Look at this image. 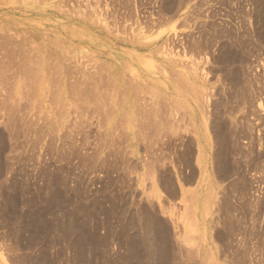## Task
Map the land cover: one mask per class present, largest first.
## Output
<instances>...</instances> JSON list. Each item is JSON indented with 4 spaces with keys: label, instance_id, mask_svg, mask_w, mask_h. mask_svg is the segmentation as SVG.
<instances>
[{
    "label": "rangeland",
    "instance_id": "374dc122",
    "mask_svg": "<svg viewBox=\"0 0 264 264\" xmlns=\"http://www.w3.org/2000/svg\"><path fill=\"white\" fill-rule=\"evenodd\" d=\"M253 1L0 0V27L11 38V55L17 50L14 62L29 66H23L24 71L10 61L12 83L6 87L9 98L5 100L16 115L23 109L28 122L36 120L31 127L18 124L15 129L11 124L13 130L4 131L10 116L7 109L0 110V132L7 146L0 178L5 179L0 183V264H33L32 257L47 245L41 238L29 250L20 247L12 236L19 230L18 222L2 210L3 191L17 196L18 208L31 222L49 207L44 202L47 183L41 174L47 162L54 166L60 189H82L90 200L101 199L95 191L111 177L108 195L117 194L119 207L127 205L130 210L131 192L146 196L152 188V175L147 173L151 161L158 176L181 181L190 177L185 180L189 191L197 188L198 177L205 172L198 189L204 198L213 187L215 208L226 209L222 187L233 191L243 214L236 213L240 220L235 219L233 239L227 240L232 248L227 262L264 264V20ZM39 56L45 58V70L51 73L46 70L49 76L43 91L25 85L34 81L36 73L39 76ZM45 62L52 63L50 68ZM52 66L61 69L59 77L52 74ZM18 79L24 84L21 89L13 84ZM190 115L202 133L201 153ZM152 118L159 130L154 137L146 131ZM215 128H223L228 137L233 173L227 180L218 177L214 165L211 133ZM37 194L40 198L31 207L28 199ZM160 195L152 197L153 202L164 200L168 216L176 219L187 237V243H182L192 254L183 257V264H199L205 256L206 251L198 250L200 230L206 232L223 263L215 241L216 231H228L223 215L208 214V207L196 197L186 204L180 199L174 202L165 192ZM131 197L136 196L132 193ZM69 199L73 207L74 197ZM52 214L50 218L46 214L49 223L57 211ZM23 234L20 241L24 244L29 233ZM104 250V264H116L118 243L112 241Z\"/></svg>",
    "mask_w": 264,
    "mask_h": 264
},
{
    "label": "bare ground",
    "instance_id": "6f19581e",
    "mask_svg": "<svg viewBox=\"0 0 264 264\" xmlns=\"http://www.w3.org/2000/svg\"><path fill=\"white\" fill-rule=\"evenodd\" d=\"M254 1L259 6L258 10L262 11L261 14L263 13L262 18L264 20V0ZM7 32L5 28L0 27V92L5 90V92L7 93L3 95V92L0 93V102H2V104L0 103V110L7 109L10 116L7 120V123H4L3 125L4 131L13 130L11 128V124H14L15 129L18 124H22L24 126L28 125L29 127L33 126V124H36V120H31L28 122V113H24L25 111H22L23 109H18L21 110V112L19 111V113H22V116L20 115V117L17 118L19 114L18 111V114L16 115V112H13L15 108L11 107V103L7 105L9 102L6 103L5 100L7 99L8 101L9 98V91L7 92L6 87L10 83H12L10 82V78H12V76H9L8 74L9 68L13 66L10 65V61H15L16 57L13 55L17 53V50H15L16 52L14 51L15 53L11 55V51L13 50L11 47L12 42ZM42 52L44 54L43 50ZM12 56L15 57L14 60L13 58H11ZM42 58L40 60L38 58L37 62L39 76L36 73L37 77L34 79V81H29V84H25L26 87L31 86L32 88H35V90L37 88H40L43 91L42 86H44V83L48 78L50 72L48 71L49 69H46L49 73L45 70L46 66L45 64H43V60L45 58ZM16 62L14 63L16 64ZM17 64L19 65V67L22 65L20 64V62H17ZM47 64L48 63H46V65ZM50 65H47L49 66L48 68H50ZM23 66H27L25 62ZM23 66H21V68ZM19 67H16L18 73V70L20 69ZM26 68L23 67V70L26 71ZM53 68L54 67L52 66L51 69ZM58 69H56L55 67V69L52 70V74L56 73L54 75H58L59 70L61 72V69ZM55 70L57 71L55 72ZM23 73L25 74L26 72L22 71V74ZM16 74H14V79L16 78ZM34 74L35 73H33L29 77H32ZM54 75H50L51 79H53V77L56 78V76ZM60 75H58L57 77H59ZM38 77L39 80H37ZM21 79L23 80V77H21ZM21 79H18V83H13L18 84L17 87L19 89H21L24 85V80L22 81ZM182 79L180 80V82H178L179 84L177 85L180 86ZM38 84H40V86H38ZM183 85L187 87L186 83H184ZM184 86L183 88L185 90L186 88ZM193 93H195L194 90ZM1 97L4 98L1 99ZM3 103L6 106H2ZM7 106H10L8 107L9 109L7 108ZM185 116L186 115H184V117ZM189 117L194 123L193 126L197 129L198 134L196 133V131L195 133L197 134L199 139L196 137V146L198 152L201 153L202 151H204V144L200 138V135H202V133L198 128L199 123L195 122L194 115H190ZM146 121L149 122V118H147ZM0 128H2L1 124ZM15 129L14 131L17 132V130ZM170 129L171 128H169V130ZM157 130V120H153V122L147 125L146 131L149 133L148 136L154 137V135L158 133ZM202 132H204L203 128ZM211 134L214 137V139L212 138L214 148L216 147L213 155L216 173L218 174V177L221 178V180L225 178V180L230 179L232 177L231 175L233 173V167L232 165L229 167L230 162L228 158L231 159V156L229 155V145L226 141V139L228 140V137L225 135V130H223V128H215V131ZM4 140L5 138L3 136V132H0V178L2 177V159H4L3 157L7 151V146ZM210 142L211 141L209 139L208 143L210 144ZM203 155L205 156V154ZM204 158L205 157H203V159ZM202 160L200 161L202 162ZM46 164L47 165L42 167L44 169L41 168L42 177L47 183L46 187L48 188V192L44 195V202L49 205L48 209L50 208L51 210L45 209L39 211L34 215L32 221L30 222L29 220L28 222L26 221L27 216L18 208L19 206L17 204V198H14L17 196L12 194L11 191L8 193L6 191H3L1 193V195L4 197V204L2 207L3 213L7 216V218L13 215V217H15L18 222L17 227L19 228V230L18 232H13L12 236L17 240L20 247H22V249L29 250L33 246V244H36L41 238L46 240L47 245H45V247H41L39 255L36 258L32 257L33 260L31 259V261L33 264H62V262H64V264H104V261H106L105 259L107 258L106 253H104V248L108 247L110 245V242L112 241L118 243L119 250H117L118 253L115 259L116 264H176L177 262H179L178 264H183L185 262L183 260V257L185 256L187 258L192 254V252L188 251L183 246L182 242L187 243V237H184V234H182L183 228L179 227V223L175 221L176 219L168 216L170 215L169 206H167L162 199L154 200L153 202L152 197H155V199L159 198L161 196V192H165L167 197L171 198V200H173L174 202L177 199H180V202H185L186 204L192 203L196 197L197 200L200 201L202 206L206 205L208 207V214L214 215L215 213L216 215H223L222 217L225 221V225L227 226L228 231L215 232V241L219 242L220 244V260H222L223 263H219V259L214 252V249L210 246V240L207 238L206 232H201L200 230L201 236H199L198 239V244H200L198 250L199 253L202 251L206 252L204 253L205 256L199 259V264H230L229 262H227L226 258L231 255L232 248L229 241L227 240H229V238L233 239V232L237 228L235 219L240 220V218L237 217L236 213L243 214V208L242 205L235 204V201L233 199L234 192L232 191L231 193V190L228 189V187H222L221 189L223 190V195L225 194L224 203L226 205V209L219 206L218 208H215V205L217 206L218 201L215 203L212 200L214 198V195L212 193L213 187L210 192L206 193L207 196L205 194L203 198L198 187L201 184V177L204 180L206 179L203 176L205 175V172H202L198 177V180L196 182L197 188H195L197 190L193 189L189 191L187 190L188 185H185V180L188 181L190 177L187 179L183 178V180L181 181L179 177L177 179H173L170 176H158L156 173L155 161H151L147 163V173L152 175L151 182L153 189L151 188L149 190L150 192H148V195H146L148 196V199L145 196L146 193L138 194L137 192H131V194L134 193L136 197H131L130 194L129 197L131 199V205L133 206V208L129 210L127 205L119 207V204H117L116 202V200L118 199L117 194L114 197L108 195L107 188L111 185V177H107L108 182H104L102 188L95 191V193H98L100 195L101 199L94 198L90 200L88 192L83 191L82 189L75 188L74 190H72L73 192H68L67 189H60V187L57 186L54 180V166H51L52 164L47 162ZM5 166L6 172H8L7 168L9 167L7 165ZM100 174L103 173L101 172ZM142 177L143 179L140 180L143 183L145 182L146 175ZM130 179H132V177H130ZM0 183H5V179H0ZM67 186L65 188H67ZM234 188L237 187H233V189ZM152 193L154 194V196ZM39 195L40 194H37L36 196L28 199V202L32 201L30 203L31 207L35 206L37 200L40 198ZM71 195L72 197H74L73 207H71L70 205L69 197ZM166 202L168 203V205L170 204L168 201ZM221 208L225 210H221ZM54 209L57 211V216L54 217V221L52 223H49L46 218V214L50 218L53 215L52 212ZM202 210L203 209L201 208L199 209L200 213L202 212ZM115 221L117 222V225L114 224ZM205 223L206 220L205 218H203L201 226L202 229L204 228ZM214 225L215 224L212 222V230H214ZM23 232L29 233L28 237L25 238L24 244L20 241V239L24 236ZM52 236L56 237L54 238ZM200 240H202L203 245H201L202 243L200 242ZM54 245L60 247L54 250H50V247ZM53 251L58 252H55V254ZM61 256L62 258H60ZM31 261L29 263H31Z\"/></svg>",
    "mask_w": 264,
    "mask_h": 264
}]
</instances>
